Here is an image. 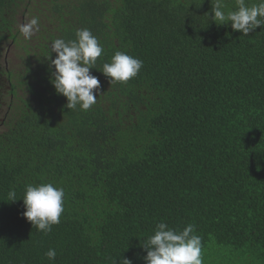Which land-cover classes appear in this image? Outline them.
I'll return each instance as SVG.
<instances>
[{
  "label": "trees",
  "instance_id": "trees-1",
  "mask_svg": "<svg viewBox=\"0 0 264 264\" xmlns=\"http://www.w3.org/2000/svg\"><path fill=\"white\" fill-rule=\"evenodd\" d=\"M224 3L234 10L235 0ZM33 7L39 31L25 40L19 22ZM211 8L0 0V53L14 41L22 54L13 69L22 94L0 124V264H146L142 243L160 222L194 225L203 264H264V25L243 35L216 24ZM83 28L104 49L87 111L68 109L51 82V42ZM116 51L143 67L110 85L99 70ZM41 183L65 192L47 234L22 215L25 185Z\"/></svg>",
  "mask_w": 264,
  "mask_h": 264
},
{
  "label": "clouds",
  "instance_id": "clouds-1",
  "mask_svg": "<svg viewBox=\"0 0 264 264\" xmlns=\"http://www.w3.org/2000/svg\"><path fill=\"white\" fill-rule=\"evenodd\" d=\"M212 19L218 25L231 22V28L248 35L257 27L264 25V0L249 5L247 0H235L234 10L225 11L224 0H211ZM208 15V14H207ZM25 40H30L39 31V17H32L19 26ZM76 38L65 41L57 38L50 44L51 60L54 66L52 84L58 94L67 99V108L87 111L100 96V80L90 72L104 52L98 38L87 29H78ZM50 58V55H49ZM143 67V61L126 52L116 51L111 61L104 63L101 71L109 78L110 85L127 83L135 78ZM95 90V91H94ZM64 189L53 183L27 184L22 197L25 211L22 215L33 227L45 234L52 226L60 223L64 211ZM8 200H17L14 189L8 192ZM147 251L146 264H203L202 237L195 233V226L188 224L183 230L169 227L165 222L156 225L154 234L142 243ZM50 261L56 258V250L50 248L46 253ZM122 264H132L123 259Z\"/></svg>",
  "mask_w": 264,
  "mask_h": 264
},
{
  "label": "flooded vegetation",
  "instance_id": "flooded-vegetation-1",
  "mask_svg": "<svg viewBox=\"0 0 264 264\" xmlns=\"http://www.w3.org/2000/svg\"><path fill=\"white\" fill-rule=\"evenodd\" d=\"M11 42H12V45H15L14 41H11ZM11 48H12V46H10L7 49L5 54L4 53H0V96H1V94L3 92V90L5 89L4 87H9V90H8L9 91L8 92L9 96L8 97L10 98V99H8V102H7L6 99L4 101V100H2L0 98V109L3 106H6V108H7V111H6L5 115H4L5 116V120L2 121V125L5 124V121H6L7 117H8L11 109L13 108V102L15 100H18L19 97H20L19 95L22 94L21 91L19 92L18 86L13 87V85L15 83L14 82L15 76H14L13 70L10 69V66H9L10 62H9V58H8L9 57V52H11V50H10ZM18 49H20V48H18ZM15 55L17 57H19L20 62H21L22 54L20 53L19 50H17ZM2 60H4V64H3ZM4 84H6V85H4Z\"/></svg>",
  "mask_w": 264,
  "mask_h": 264
},
{
  "label": "rangeland",
  "instance_id": "rangeland-1",
  "mask_svg": "<svg viewBox=\"0 0 264 264\" xmlns=\"http://www.w3.org/2000/svg\"><path fill=\"white\" fill-rule=\"evenodd\" d=\"M34 11H37V8H35V7H33L32 9H31V11H30V14L32 15V16H34L35 14H34ZM28 17L26 16L25 17V20L27 19ZM19 19H21V17L19 18ZM22 23H26V22H19V26H20V24H22ZM10 46H12V48L10 49L11 50V52H9V62H10V69H16L17 68V65L19 64V63H21L20 62V59H19V57H17L16 55H15V53L17 52V48L19 47V44H16V46L15 45H12V42L11 41H9V42H6V43H4L3 44V48H2V53H4L5 54V52L7 51V49L10 47ZM17 47V48H16ZM2 62H3V64H4V60H2ZM4 85H6V84H4ZM5 89L3 90V92H2V94H1V96H0V98L2 99V100H4L5 101V99L7 100V102H8V99H10L8 96H9V94H8V90H9V87H4ZM6 111H7V108H6V106H3L1 109H0V124H2V121L3 120H5V113H6Z\"/></svg>",
  "mask_w": 264,
  "mask_h": 264
}]
</instances>
